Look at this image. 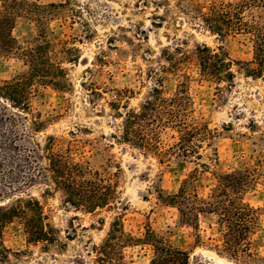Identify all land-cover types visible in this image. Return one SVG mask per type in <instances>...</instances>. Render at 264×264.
Listing matches in <instances>:
<instances>
[{"label": "rangeland", "instance_id": "obj_1", "mask_svg": "<svg viewBox=\"0 0 264 264\" xmlns=\"http://www.w3.org/2000/svg\"><path fill=\"white\" fill-rule=\"evenodd\" d=\"M27 1L42 5L64 0ZM182 5L178 8L174 0L166 8L151 2L144 6L141 0H76L74 7L82 10V17L94 30L90 37L84 22L70 18L65 7L53 19L47 17L48 55L61 62L70 85L66 89L34 86L29 112L44 121L36 138L43 141L53 135L58 149H69L76 160H86L101 176L116 183L117 199L110 207L85 212L65 205L60 191L50 188L47 192L45 183L9 193L0 199V205L19 196L36 197L56 229L57 241L46 247L28 243L20 219L14 218L0 231V243L8 256L0 264H94L95 249L115 216L122 218L125 231L134 237H143L148 227L162 233L189 253L191 264H234L214 250L219 239L214 223L210 225L208 218L200 216L198 227L184 225L177 209L158 197L159 189L164 194L176 192L195 169L198 173L193 182L204 194L215 181L213 173L251 171L254 186L246 200L261 209V227L253 239L264 255V80L246 76L237 65L233 66L234 85L228 89L218 90L216 83L195 78L197 45L221 47L232 59L250 61L252 37L244 32L223 36L210 32L199 18L207 9L206 0ZM30 17H18L12 32L23 48L42 44V26L34 15ZM177 46L190 57L183 71L194 76L187 80L192 114L207 125L210 135L200 142L202 158L172 155L160 161L122 141L119 114L124 106L139 108L156 86L157 75L163 78L165 93L176 89L182 75L161 70L169 68L167 53L181 55L174 51ZM26 69L19 54L0 56V80ZM172 132L162 133L165 144L174 141ZM122 252L127 264H148L153 254L148 244L128 246Z\"/></svg>", "mask_w": 264, "mask_h": 264}, {"label": "trees", "instance_id": "obj_2", "mask_svg": "<svg viewBox=\"0 0 264 264\" xmlns=\"http://www.w3.org/2000/svg\"><path fill=\"white\" fill-rule=\"evenodd\" d=\"M72 1L41 5L27 0H0V56L17 53L27 67L11 79L0 80V199L35 183H45L47 192L50 188L61 192L65 205L93 212L114 204L116 183L101 176L86 160H76L69 149H58L53 135L46 136L43 141L38 140L36 135L42 130L44 121L29 112L35 85H52L57 89H66L70 85L61 62L53 61L48 55L47 17L53 19L60 9L63 13L65 7L70 18L84 22L87 37L94 33L89 22L82 17V10L74 7L76 0ZM169 1L141 0V3L146 6L151 2L156 7L166 8ZM174 1L175 6L181 9L182 2L192 0ZM206 2L207 9L200 12L199 18L207 29L218 36L239 32L250 34L253 58L250 61L235 60L221 47L215 50L205 44L197 45L196 80L216 83L218 90L231 88L235 78L234 65L239 66L246 76L264 80V0ZM31 15L42 26L39 34L42 44L23 48L12 32L18 17L29 18ZM154 17L160 18L158 15ZM174 51L181 55L167 53L165 60L169 68L161 71L171 69L182 75L183 80L178 82L176 89L165 93L163 78L157 75L156 86L139 108L124 106V112L119 114L122 118V141L155 155L160 161L172 155L202 158L198 151L200 142L210 135V129L197 121L190 108L187 80L194 76L183 71L190 57L178 46ZM28 114L32 116L28 117ZM167 129L173 131L170 137L174 141L170 144H165L161 138ZM212 150L215 152L214 148ZM197 173L195 169L184 178L176 192L164 194L159 189V199L177 209L179 222L184 225L198 227L200 216L208 218L210 225L214 223L219 232L214 250L221 257L234 264H264V255L260 254L253 239L261 227V209L246 200V194L254 186L251 171L213 173L215 181L206 194L200 193L193 182ZM14 218L20 219L28 243H41L46 247L57 241L56 229L48 222L36 197L19 196L11 203L0 205V231ZM138 244L152 247L153 254L148 264H191L186 250L150 227L141 238L127 233L120 216H115L109 223L102 243L95 249L94 264H127L122 250ZM7 258V249L0 243V261Z\"/></svg>", "mask_w": 264, "mask_h": 264}]
</instances>
